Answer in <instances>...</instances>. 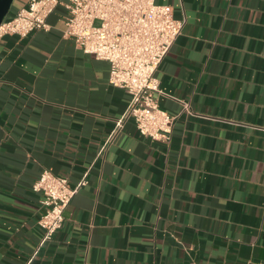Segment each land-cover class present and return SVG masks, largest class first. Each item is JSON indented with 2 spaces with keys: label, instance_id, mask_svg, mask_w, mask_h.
<instances>
[{
  "label": "crops",
  "instance_id": "obj_1",
  "mask_svg": "<svg viewBox=\"0 0 264 264\" xmlns=\"http://www.w3.org/2000/svg\"><path fill=\"white\" fill-rule=\"evenodd\" d=\"M157 1L186 18L156 71L160 106L193 110L169 140L118 125L131 94L63 36L64 4L0 39V264L264 263V0ZM45 168L87 182L39 247Z\"/></svg>",
  "mask_w": 264,
  "mask_h": 264
},
{
  "label": "built area",
  "instance_id": "obj_2",
  "mask_svg": "<svg viewBox=\"0 0 264 264\" xmlns=\"http://www.w3.org/2000/svg\"><path fill=\"white\" fill-rule=\"evenodd\" d=\"M60 3L69 11L64 18L63 36L72 38L84 52L108 60L109 82L131 94L118 125L124 117L131 116L142 134L169 140L180 112L193 110L187 100H181L178 113L160 106L159 95L164 92L156 71L182 32L186 18L175 17L172 5L157 0H29L4 17L0 39L7 34L25 36L37 29H48L47 17ZM86 182L87 173L72 184L67 176L50 168L35 180L33 188L42 193L44 205L38 219L44 229L39 247L62 227L65 208Z\"/></svg>",
  "mask_w": 264,
  "mask_h": 264
},
{
  "label": "water",
  "instance_id": "obj_3",
  "mask_svg": "<svg viewBox=\"0 0 264 264\" xmlns=\"http://www.w3.org/2000/svg\"><path fill=\"white\" fill-rule=\"evenodd\" d=\"M13 0H0V23L10 11Z\"/></svg>",
  "mask_w": 264,
  "mask_h": 264
}]
</instances>
